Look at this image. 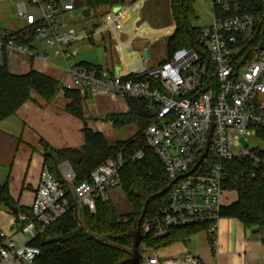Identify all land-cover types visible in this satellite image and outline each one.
Returning a JSON list of instances; mask_svg holds the SVG:
<instances>
[{
    "label": "built area",
    "instance_id": "obj_1",
    "mask_svg": "<svg viewBox=\"0 0 264 264\" xmlns=\"http://www.w3.org/2000/svg\"><path fill=\"white\" fill-rule=\"evenodd\" d=\"M26 1L37 9V14L32 13L36 21H32ZM144 1L110 8L96 28L95 10L86 0H21L17 7L19 16L29 19V26L35 25L34 39L67 63L68 80L60 81L59 90L64 96L77 91L82 97L133 98L147 102L155 115V122L145 132L146 144L174 184L156 215L143 222L142 237L161 239L187 227H204L215 236L221 209L226 206L225 195L234 192L228 189L230 165L243 164L246 167L241 175L264 178V15L239 14L238 0H195V4L208 7L210 16V23L198 27L200 43L208 55L209 75L198 53L187 49L176 52L164 64L149 67V48L134 49L145 34L143 27L138 28ZM105 36L117 60L114 68L70 64L82 47L91 48V39ZM159 39L151 37V44ZM5 51L10 59L18 52L47 60L28 45L0 33L1 64L5 63ZM143 157L139 151L132 161ZM123 165L121 156L108 159L90 174L89 181L75 185V174L65 165L62 180L73 184L78 204L95 212L96 199L120 186ZM70 208L65 184L44 165L31 216H18L20 231L30 242ZM0 237L5 238L3 234ZM141 247L143 252L149 249L145 243ZM39 255L37 247L11 239L0 244V264H36ZM141 264L202 263L191 254L161 262L153 253L144 256Z\"/></svg>",
    "mask_w": 264,
    "mask_h": 264
},
{
    "label": "trees",
    "instance_id": "obj_2",
    "mask_svg": "<svg viewBox=\"0 0 264 264\" xmlns=\"http://www.w3.org/2000/svg\"><path fill=\"white\" fill-rule=\"evenodd\" d=\"M136 0H86L89 8L97 11L100 8L122 6ZM239 14H263L264 0H238ZM195 0H169L170 12L174 23V33L166 44L167 57L162 64L170 61L180 50H193L198 53L210 75V64L205 48L200 43L198 27L193 24L198 17L194 10ZM96 16L93 27L98 26ZM35 25L23 31L8 33L7 39L14 38L20 45H29L34 39ZM95 39H91L94 43ZM261 46V48H263ZM87 68H99L91 64ZM211 88V81L209 83ZM59 83L52 77L37 71L26 75L12 74L5 63L0 61V124L15 113L33 95L41 97L46 102L54 99L59 92ZM70 100L68 111L84 120L82 96L77 91H68L65 95ZM129 112L121 115H110L105 118L112 124L113 129H122L134 126L135 136L128 141L109 143L103 133L84 129V145L80 149L54 150L42 142L45 150L44 165L63 184L68 192L71 203L69 211L57 222L46 228L28 245L37 247L40 255L36 264H118L131 257L132 239L130 233L137 227L146 199L165 187L171 180L154 151L147 147L144 133L155 122L149 104L133 98L126 99ZM142 151L141 161H132L133 156ZM122 157L124 161L120 173L125 197L129 202L132 213L126 216L119 215L111 200L96 199L95 212L87 207L79 209L76 198L69 189V184L63 182L59 174L58 165L68 162L75 174L73 184L90 180V174L103 165L108 159ZM245 165L233 163L230 165V180L228 189L236 192L237 200L228 207H223L221 218L236 219L247 231L259 230L264 243V178H252L250 175H241ZM167 194L153 200L145 220L154 217L166 202ZM0 204L11 209L14 207L7 185L0 187ZM31 216V211H22ZM83 218V223L79 219ZM204 227H187L173 230L161 239L143 236L142 243L148 248H159L177 242H185ZM3 238L0 237V244ZM142 256V247L139 248ZM141 258V262H142ZM140 262V263H141Z\"/></svg>",
    "mask_w": 264,
    "mask_h": 264
},
{
    "label": "crops",
    "instance_id": "obj_3",
    "mask_svg": "<svg viewBox=\"0 0 264 264\" xmlns=\"http://www.w3.org/2000/svg\"><path fill=\"white\" fill-rule=\"evenodd\" d=\"M6 1L11 3L16 1L15 9L11 7L10 11L18 13L17 4L21 0H0V4ZM204 7L208 9L207 6ZM206 12L208 13L207 10ZM140 17L139 15V26H144L145 29L144 37L139 41L141 49L147 47L144 46L146 43L149 47L156 44L157 42L151 44V37L155 35L160 37L158 42L165 39L167 44L168 39L174 33V23L172 27L162 23L154 26L140 21ZM0 27V33L8 34L23 31L29 25L22 29L18 28L15 24L8 22L3 13L0 15ZM129 32L133 37L132 31ZM104 39V37H97L94 43L90 41L91 48L102 44L107 49ZM108 40L112 48V43L109 38ZM28 46L34 52L44 55L46 62L18 52H15L13 58L10 59L5 51V64L8 70L15 75H26L31 71L43 73L54 78L59 83L60 89V81L68 80L65 72L67 63L55 57L52 49L41 41L33 39ZM78 58L72 60L70 64L83 67L91 64L104 69H112L117 64L116 57L114 63L106 67L78 60ZM165 59L153 66L162 64ZM153 66L149 61V67ZM69 104L70 100L61 92H58L50 102L33 95L31 101L25 103L15 115L0 124V187L7 185L14 207L18 211V215H15L13 210L0 204V234L5 237L2 243L8 239L18 244L29 243V237L20 231L17 221L18 216L23 214L22 211H30L34 201L40 173L44 167L45 150L42 142L54 150L80 149L84 145V129L103 133L107 137L106 131L113 127L110 122L105 121V118L129 112L126 99L112 95L88 94L82 97L84 120L68 111ZM65 165L70 166L68 162L58 165L60 174ZM225 205V207L230 206L229 203ZM153 253L161 262L191 254L199 258L202 264H264V243L261 236L245 230L238 220L228 218L220 219L215 236H211L205 230L200 231L185 242L146 249L142 252V259Z\"/></svg>",
    "mask_w": 264,
    "mask_h": 264
},
{
    "label": "rangeland",
    "instance_id": "obj_4",
    "mask_svg": "<svg viewBox=\"0 0 264 264\" xmlns=\"http://www.w3.org/2000/svg\"><path fill=\"white\" fill-rule=\"evenodd\" d=\"M15 2L16 1H13V3H11L10 1H6L0 4V15L4 13L7 17L8 22L15 24V26H18V28L22 29L28 26L31 23V21L27 18H21L18 13H14L10 11L11 7L15 9L16 7ZM26 4L28 10L31 12L30 17L32 18V21H36L38 18L35 14L32 13L35 12L37 14L38 13L37 9L31 6L28 1H26ZM194 7L198 20L193 25L195 27H201L203 24L210 23V16L206 12L207 8L199 3H196ZM109 10L110 9L108 8H100L97 11H95V17L103 16L105 13H108ZM139 15L141 16L140 21L145 22L146 24L149 25L157 26L162 23L163 25L169 24L170 27L173 26V22L170 16L168 0H145L141 6ZM159 19L160 21H158ZM142 27L144 28V26H139L138 28H142ZM104 38H105L104 44H106L107 49H105V45L102 44L96 48L82 47V49L80 50V55L78 60H83L88 63L101 65L103 67L109 66L112 63H114L115 61L114 52L113 49L110 48L108 36H105ZM144 46H147V48H149L150 65L152 66L156 65L161 60L166 58L165 39H162L160 42H157L156 44L151 45L150 47L148 43L144 44ZM134 49L136 50L141 49V44H139V42L138 43L136 42L134 44ZM106 132L109 143L113 144L119 140L128 141L132 139L135 136L137 130L134 126H132L122 129L109 128ZM68 187L72 191L73 184H69ZM226 197L227 200H225V203H230V202L234 203L236 201L237 195L235 192H229ZM103 199L106 201L111 200L119 215L126 216L132 213V208L125 197L124 189L122 186L108 190L107 194L105 195V197H103ZM78 206L80 210L84 207L80 204H78ZM79 219L81 223H83V218L80 215H79ZM145 254H149V253H145Z\"/></svg>",
    "mask_w": 264,
    "mask_h": 264
},
{
    "label": "water",
    "instance_id": "obj_5",
    "mask_svg": "<svg viewBox=\"0 0 264 264\" xmlns=\"http://www.w3.org/2000/svg\"><path fill=\"white\" fill-rule=\"evenodd\" d=\"M85 15H88V11H84ZM117 71L119 70L118 68L116 69ZM206 156V151L203 155V157L201 158V160ZM174 184V182L170 183L167 187H165L163 190H161L160 192L149 196L143 206V210L141 213L140 218L137 221V227L136 229L130 233V237L132 239V253H131V257L128 259H125L123 261H121L118 264H140L141 262V252L139 250L141 242H142V224L144 222L145 216L147 214L148 211V207L150 205V203L155 200L158 197H161L165 194L168 193V191L170 190L171 186ZM11 210H13V212L15 213V215H18V211L17 208L12 207ZM253 234H259V230H253L252 231Z\"/></svg>",
    "mask_w": 264,
    "mask_h": 264
}]
</instances>
